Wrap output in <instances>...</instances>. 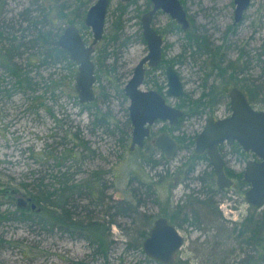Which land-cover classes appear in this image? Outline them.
Here are the masks:
<instances>
[{"label":"rangeland","instance_id":"374dc122","mask_svg":"<svg viewBox=\"0 0 264 264\" xmlns=\"http://www.w3.org/2000/svg\"><path fill=\"white\" fill-rule=\"evenodd\" d=\"M183 1L188 17L193 22L194 33L198 31L214 46L229 44L232 51L228 60L236 62L238 51L241 50L253 58L252 67L246 69L245 74L249 79H255L256 84L262 87L264 98V74L259 69L256 58L264 47V0H252L244 22L236 34H232L231 37L225 36V40L227 28L234 23L236 9L234 0ZM95 2L96 0H85L84 10L89 9ZM148 2L132 0L121 20L123 29L118 32L113 24L121 14V5L126 4L121 0H112L105 36L97 46L94 62L98 61L101 51L106 50L109 54L106 65L110 66L109 70L113 72L106 76L107 70L104 69L101 79H98L100 73H97L95 85L97 100L94 107L90 106L92 108L84 107L79 102L75 90L76 78H71L73 68L68 69L66 61L58 65L50 62L46 65L41 64L44 60L41 49L24 48L21 50L22 56L16 59L18 65L29 72L34 90H19L12 93L15 80L9 77L0 65V89L12 93L11 97L0 93V190L7 191L0 193L1 212L14 213L17 210V201L13 192L17 193V197L28 198L27 194L40 184L41 179L49 185L54 183V176L69 170V173L74 174L75 181L81 183L93 177L95 172H101L103 173L101 186L107 198L105 197L103 201L101 196L102 200L98 199L97 195L83 198L76 196L74 200L77 201L75 205L78 209L73 210L81 213L83 217L91 215L100 221L114 222L107 236L106 243L109 249L108 258H105L98 254L97 248L89 245L88 241L72 237L62 230L45 229L17 220L4 221L0 223V238L4 241L0 244V264H159L143 252L142 245L140 248L136 247L144 241L139 242L138 233L146 228L145 217L157 219L164 209L169 208L172 213L177 207L180 209L181 218L188 217L189 222L194 221L198 224L178 228L185 239V246L177 258L180 264H224L223 261H226L224 255L228 252L220 250L219 245H222L220 238L228 236L230 239L234 238L226 243L228 247L234 246L237 242L241 243L242 236L236 231L232 234L230 229L233 226L230 225L234 222L243 223L247 215L245 203L242 204L232 190L212 196L215 208L206 205L210 199L206 193L204 197L201 194L202 187L199 181L200 173L209 170L206 163L195 168L191 175L184 178L187 169L184 165L191 158V140L202 130L210 117L229 116L227 99L208 109L202 117L188 116L181 127L173 132L177 138L185 140L181 145L184 149L172 161L162 160L159 166L152 168L151 165L144 164L140 158L150 157L147 149L131 153V138L128 140L126 138V146L121 142L127 134L129 137L131 135V128L129 133L125 131L128 104L121 91L133 75L135 67L149 52L147 44L141 40L143 36L141 19L149 6ZM63 3L68 6L65 13L72 19L73 10L78 7L79 0H61L59 5ZM49 7H53L49 0H0V19L20 22V16L26 11H30L33 18H36L41 15L42 10L46 12L50 10ZM52 9V17H57L59 9L55 6ZM168 17L166 14L156 16L155 28L171 29V20ZM21 23L26 30L28 24ZM57 24L59 27L64 25L61 21ZM12 33L15 34L14 38L17 41H21L22 35H26L27 40L34 36V33L27 32ZM111 33L118 36L117 42L109 41ZM84 35L89 38V42L92 41L90 29L84 30ZM185 36L186 33L181 31L169 35L167 33L165 52L167 60L175 61L177 71L184 79L186 100H197L203 93L210 92L211 87L219 90L223 80L217 78V72L212 70V60L208 56H195V53L199 52L197 47L189 45V50L184 49L187 44ZM181 55L183 57L180 58ZM74 70L77 73V66ZM206 74L211 78L206 80ZM107 77H111V80ZM52 80L60 82V86L52 88ZM148 81H158L163 86L166 83L165 69L151 72ZM172 104L177 106L179 102L173 100ZM182 104L187 110L186 103ZM256 109L264 110L261 105H257ZM99 116H102L100 121L106 119V126L96 127L95 123ZM164 126L162 123L158 124L154 130ZM171 130L168 127V131ZM83 144H87L88 149H84ZM66 149L76 153L77 158L66 161L62 168H58L54 157L63 156ZM156 153V159L161 161V154ZM232 165L238 167L236 162ZM134 174L143 184L133 178ZM142 185H152V190L147 191ZM211 187L217 189L216 183L212 182ZM188 196L191 198H187ZM139 199L141 205L137 202ZM193 200H197V203ZM202 200L204 204L200 203ZM123 203L131 205L133 209L139 206L137 209L139 214L132 217L114 214L112 205L120 206ZM237 204L243 213L236 211ZM262 213L264 208L255 213L256 217L259 218ZM226 222L230 224L227 225ZM243 237L247 238L249 235ZM209 239L210 243L207 242ZM129 245L132 246L131 249H128ZM247 252L251 255L248 249L244 251L237 249L235 253ZM254 262L261 264L256 258Z\"/></svg>","mask_w":264,"mask_h":264},{"label":"water","instance_id":"95a60500","mask_svg":"<svg viewBox=\"0 0 264 264\" xmlns=\"http://www.w3.org/2000/svg\"><path fill=\"white\" fill-rule=\"evenodd\" d=\"M129 4L132 0H121ZM153 9L142 18L143 38L147 44L148 54L136 66L131 80L126 85L124 92L130 99V119L133 125L132 150L143 147L146 138L157 120L177 125L184 116V112L171 107L166 99L155 91L142 92L147 67H158L162 61L163 36L152 27L153 18L161 10L168 14L182 28L188 30L190 25L187 12L180 0H150ZM112 0H97L87 12L84 26L92 31V42L87 43L80 29L70 26L65 29L55 47L60 48L70 57L78 67L75 79V90L81 104L95 102L97 96L95 85L97 83L96 64L93 57L97 45L104 39L109 7ZM252 0H235L236 22H240L251 7ZM167 97L180 98L184 94L181 78L173 67H168ZM232 115L225 120L210 118L204 131L196 140L195 151L198 154L207 152L217 176V184L221 188H229L232 181L224 173V161L219 153V146L228 142H238L244 151L253 152L260 159L258 162H249L245 172V181L250 185L246 193V202L257 209L264 208V111L252 108L245 93L236 88L230 95ZM156 146L165 155L172 159L179 149L178 144L168 135L160 136ZM16 198L17 207L37 210L32 200L24 197ZM185 246V239L179 230L166 218H160L150 228L148 236L142 243L143 252L159 264H175V256Z\"/></svg>","mask_w":264,"mask_h":264},{"label":"trees","instance_id":"16d2710c","mask_svg":"<svg viewBox=\"0 0 264 264\" xmlns=\"http://www.w3.org/2000/svg\"><path fill=\"white\" fill-rule=\"evenodd\" d=\"M84 1L85 0H79L78 7L75 10H73L74 11L73 13H76L77 17L73 16L72 19H70L69 15L65 13L66 8L68 7L65 4V6L63 7V10L61 11L62 13L61 18L64 19L65 23H69V25L76 24V25L84 27L83 15L80 14V10L83 8V6H85ZM148 1L150 4V0ZM128 6H129L128 4L121 5L120 7L121 14L119 18H117L113 24V27H117L118 32L123 29L121 25V20ZM26 13H28V11ZM39 33H40L39 35L45 36L48 44L51 46L52 45L51 40L53 39L52 34L51 33L43 34L42 32H39ZM14 35L15 34L11 36L10 34L7 33L6 35V38L8 41L7 44L6 45L1 44L2 47L0 48V65L4 68L5 73L9 77L15 80L12 93L19 91V90L31 91V90H34V88L31 82V78L29 77V72L26 71L25 69L23 70V67L18 65L16 61V59L21 57L23 53L19 51L20 46L15 47V44L13 43V41L10 40L14 37ZM185 37H186L185 38L186 41L191 46L193 47L196 46L199 49V51H202V52L204 51V55L206 54L209 55L208 58L212 60L211 68L212 70L217 72V78H221V77L223 78L228 73V71L232 72L231 79L227 80L223 78L224 83L222 85V88L225 90V92H228L232 86L239 87L248 93L250 102L252 104H254L255 106L261 105L264 108V98L262 95L263 91L261 90L262 87L256 84V81L249 82L250 79L245 77V70L248 69L250 65L246 66V64L243 63V65L245 66L243 67V69H239L236 66L235 67L231 66L230 67L231 70L228 69V67L225 68L222 66V62L219 59L222 46L211 45L209 41L206 39V37H202L201 34H199V36H191L190 33H186ZM117 38H118L117 35H114L111 33L109 37V41L117 42ZM141 40L145 43L143 36H141ZM45 57L46 58L43 63L45 65L49 64V61L51 60V58H54L56 62L66 61L68 63L66 67L68 69L73 68L71 69V78L73 79L75 78L76 70H74V68L76 67V65L74 64V62L70 60V57L67 53L63 52L59 48H51L48 54L45 55ZM108 58H109V54L107 53V51L106 50L101 51V55L98 57V61L96 62L97 67H98L97 73H100V76L98 77V79H101L103 75V74L101 75V73L104 72V69L107 70L106 76H108L109 74H112L113 72L109 70L110 66L106 65ZM241 58H243V55L241 56ZM257 60H258V67H262V73H264V57H261L260 55H258ZM237 68L239 70H236ZM112 70H114V68ZM240 76L242 77L240 78ZM107 78L108 80H111V77H107ZM118 81L120 82V80ZM51 82L53 85L52 88L54 87L58 88L60 86V82H58L57 80L56 81L52 80ZM218 91L219 90H217V88L214 89V87H211L210 92L204 95V102L202 101V99L199 101H194L192 104V107H190L188 111V113H190L189 115H194L197 111L198 113H200L199 110L201 108H204L205 110V106L213 107L216 104V102H218V100L215 97ZM0 93L7 94V97L12 96V93H10L9 90L2 91L0 89ZM121 94H122V91H121ZM90 106L94 107V104L88 105V106L84 105V107L92 108ZM96 111L99 113L98 109ZM102 116L105 117V115H102ZM102 116L98 117L95 123L96 127L107 125V121L105 118H103L100 121V118ZM121 142L124 143L125 145L126 141L125 139H122ZM83 147L84 149H88L87 144H83ZM147 151L150 154L149 158L140 157L142 158V161L144 162V164H149V166L151 165L152 168L159 166L160 163L154 159L155 155L157 154L156 153L157 151L151 146L147 148ZM76 156L77 154L74 153L72 150L66 149V152L63 154V156L61 157L56 156L54 157V160L56 161V166L58 168H62L65 165L66 161H69L70 159L75 160L77 158ZM194 164L193 162L191 163L188 161V163L184 165V167L187 168L184 174L185 176L184 178H187L190 174L194 172V169H195ZM69 172H70L69 170H66V173H61L59 174V176H54V180H53L54 183L49 184V185L44 183V179H41L40 184L27 194V197L32 200V203L36 204L37 206L36 211H32L30 207H28L27 209H22V208L17 207V210L14 213H2L0 210V223L4 221H8V220H17V221H22L25 223L41 226L45 229L50 228L52 230L54 229L62 230L68 233L72 237H78V238L88 241L89 245H93L95 248H97L96 251L98 254L104 256L105 258H108L109 247L106 241L108 240L107 236L111 232L112 225H114L113 220L100 221L92 217L91 215H87L83 217L81 213H77L76 211L73 210V209H76V210L78 209L77 206L75 205L77 201L74 200L76 196L83 198L84 196L85 197L86 196L96 197L97 195L98 199L102 198L104 201L106 195L104 193L103 187L101 186V183L103 181V173L95 172L93 177L80 183V182H76L74 179V174L69 173ZM136 177L137 175L134 174L133 178L138 180V178ZM140 183L143 184V182L141 181ZM142 186L145 187L147 191L152 190V185H142ZM1 192H7V191L0 190V193ZM135 197H136V192H135ZM137 202L140 204L141 200L139 199V201ZM195 203H197V201H195ZM123 204H125L126 206ZM123 204L120 206L116 204L112 205V209L115 210L114 214L118 216H125V217L126 216L132 217V215L136 216L137 214H139L137 213L138 212L137 209L139 208V206H136L133 209L131 205L127 206V203H123ZM206 205L209 207H212V206L215 207V203L212 204L209 202V203H206ZM1 206H2V203H0V207ZM145 218H146L145 222H147V224L145 225L146 228L142 231H139L138 233L139 242L141 240H144L148 236L150 228L153 226L155 221L159 218L168 219L169 222L173 224L174 226H176L177 228H183L185 225H191L192 227L198 225L197 222H194V221L189 222L188 217L181 218V212L178 207L176 208V211L172 213L169 210V208L164 209L160 213L157 219L155 217H145ZM257 230L258 228L256 227V233L255 235L252 236V239L258 241L259 240L258 238H260V233H258ZM2 242L4 241L3 239L0 238V244ZM141 245L142 244L139 243L136 247L140 248ZM131 248L132 246L129 245L128 249H131Z\"/></svg>","mask_w":264,"mask_h":264},{"label":"flooded vegetation","instance_id":"af4514ba","mask_svg":"<svg viewBox=\"0 0 264 264\" xmlns=\"http://www.w3.org/2000/svg\"><path fill=\"white\" fill-rule=\"evenodd\" d=\"M49 1L52 3L53 7H51V8L49 7L50 10H47V12L42 10V13H41V15L39 17L33 18L32 14H30V11H28V13H26L27 12L26 11L25 13H23L20 16V18H19L20 22H18L16 20H14V21L12 20L11 22H9L5 18H2V20L0 19V48L2 47L1 44L4 45V44H7V42H8L7 41V38H6L7 33L10 34L11 36H13V33H12L13 31H15L16 33L17 32H24V33L27 32V33H31V34L34 33V36L30 40H27L26 35H22L21 36L22 37L21 38V41H19V40L17 41V39H15L14 37L12 39H10V40L13 41V43L15 44V47L16 46H20V49H19L20 52L24 48H26V49L27 48L41 49L42 50V53H43V56H44V60H45V58H46L45 55L48 54V52H49V50L51 48H58V47H55L54 46V43L58 40V38L65 31V29L68 28V27H70V26H75L78 29H80L81 33L83 34V36H84V38H85V40H86V42L88 44L92 42V41L89 42V38H86V36L84 35V30H87V28L85 26L82 27V26H79V25H76V24L75 25H69V23H65L64 19L61 18L62 17L61 11L63 10V7L65 6L64 3L61 4V5H59V3L61 2V0H49ZM53 2H55V4H53ZM180 2L182 3V5L184 6V9L186 10L185 2L183 0H180ZM95 3L93 5H95ZM2 4L4 6V2L3 1H2ZM234 4H235V0H234ZM148 5H149L148 8L145 10L147 12H145L144 14L150 12L153 9V5H152L151 2H150V4L148 2ZM54 6L59 9L57 11V17H52V14H51V11L53 10L52 8H54ZM92 6H90L89 9ZM89 9L84 10V8H82L80 10V14L83 15V25H84V19H85L86 15H87V12H88ZM159 14H166V13L162 12L161 10H159L156 13V15L154 16V18H153L152 27L158 32V34H160V35L163 36L164 44H163V48H162V53H163L162 54V61H161L160 65L158 67H154V68L147 67L145 80H144L143 85L140 87V90L142 92L155 91V92L159 93L160 95H162L166 99V103L169 106L175 107V108H178V109L182 110L184 112V116L179 120L178 124L177 125H174V126L170 125L168 122H165V121H162V120H157L152 127H149L150 134L146 138L143 147H137L136 146L132 150L133 125H132V122H131V119H130V112H129L130 99L128 98V96L124 92V89H125L126 85L128 84V82L131 80V78H132L133 75L131 76V78L129 79V81L125 84L124 88L122 89V96H123L124 100L128 104V107L126 109V112H127V121H126V125H125V131L126 132L128 131V133H129L130 132V128H131V135L129 137V134H127L124 139L126 141V138H127V140L131 138L130 152L131 153H134V152H136L138 150L147 149L148 147L151 146L157 152H159L161 154L160 155L161 161H159L158 159H156V155L157 154L154 157V159L161 164L162 160L164 162L172 161L180 153V151L184 149L181 145H182V141H184L185 138H177L176 135H174L173 132L176 131V130H178L181 127L183 121L186 118H188V116H191V117H202V115H204V113L208 109L212 108V106L211 107L210 106H205V110H204V108H201L199 110L200 113H198V111H197L194 115H189L190 113H188V111H189L190 107H192L193 102L194 101H199L201 99L204 102V95L205 94L203 93L202 96L200 97V99H197V100H192V99L186 100L187 96H186V93H185L184 79L182 78V76L180 75V73L177 71V66H175V61L174 60H171V61L167 60V55H166V52H165V43H166L167 33L169 35L170 33H173L175 31H181L183 33H190L191 36H199V34H201V33H199L198 31L196 33H194V31H192V24H193V22L190 19V17H188V14H187V20H188L189 25H190V27H189L188 30H185L184 31V29L182 28V26H180L176 21H174L172 19V17H170L168 14H166V15H168L169 16L168 18L171 20V25H170L171 29L170 28L165 29V30L156 29L157 27L155 28L154 21L156 19V16H158ZM73 16L74 17L75 16L77 17L76 13H73ZM244 19H245V15H244L243 19L240 22H236V9H235L234 23H233L232 26H230V27L227 28L226 33L224 35V40H225V36L226 37L227 36L228 37H231L232 34H236V32L238 31L237 29L244 22ZM60 21L64 25H66L65 28H64V25L62 27H59V25L57 24V22H60ZM21 22H24L25 24H28V28L26 30H24L25 27H23V24ZM141 24H142V19H141ZM39 32H42L43 34H50V33L52 34L53 39L51 40V44H52L51 46L48 44L45 36L39 35L40 34ZM202 37H204V36H202ZM92 39H93V37H92ZM189 45L190 44L187 42V44L184 47V49L186 51L189 50L190 47H193L191 45L189 47ZM96 49H97V47H96ZM231 51L232 50H231V47H230L229 44H225L224 46H222V50H221L219 59L221 60L223 67H225V68L228 67V69H230L231 66L232 67H235L236 66L239 69H243V67H245L243 65V63H245L246 66H249L250 65L248 68L252 67L253 58H251V56L246 51H244V50H241L240 52L238 51V57H237L238 59L236 60V62H233L231 60H228L230 58V52ZM191 55L193 56V54H191ZM198 55L204 56V51L203 52L202 51H199L198 53H195V56H198ZM242 55H243V58H241ZM258 55H260L261 57H264V47H263V49L260 50V53ZM258 55H257L256 58H258ZM185 56H186V54H185ZM206 56H209V55L206 54ZM179 57L181 58V57H183V55H181ZM44 60H42L41 64L44 63ZM93 60H94V57H93ZM49 62H50V64L53 63V64H57L58 65L60 63H63L64 61L56 62L54 58H51V60ZM43 65H45V64H43ZM168 67H173L177 71V73L179 74V76L181 78V81H182V84H183V87H184V89H183L184 90V94L180 98L167 97V91H168V86L167 85H168V81H167L166 72H167ZM238 68L236 70H239ZM159 69H165L166 83L163 86H161L158 83V81H152V82H149L148 81L149 75L151 74V72L156 71V70H159ZM259 69L262 72V67H259ZM97 70L98 69H97V64H96V77H97ZM133 74H134V71H133ZM231 74H232V72L231 71H228V73L223 78L229 80V79H231ZM76 75H77V73H76ZM205 77H206V80H207V79H209L210 76L208 74H206ZM241 77L242 76H240V78ZM245 77H247L246 74H245ZM223 78L221 77L220 79L223 80ZM252 81L254 82L255 79L254 80H251L250 79L249 82H252ZM223 83L224 82H222V85H223ZM147 85H150V87L148 88ZM222 85L219 88L218 93L215 95V97L218 100V102H216V104L213 107H216L222 101H225V99H227L229 101V112H230V114H229V116L224 117V118H219V117H216V116L210 117V118L215 119V121L225 120V119H228V118L231 117L232 110H231V106H230V103H231L230 95H231L232 90H234L236 88H239V87L233 86V87H231L229 89V92H225V90L222 88ZM145 86L147 88H144ZM203 87H204V84H203ZM94 89H95V87H94ZM239 89H241V88H239ZM241 90L247 96L248 101L251 104L252 108L256 109V106L250 102V98H249L248 93L245 90H243V89H241ZM96 100H97V98H96ZM96 100H95V102H96ZM173 100L179 102V104L177 106H174L172 104V101ZM180 101L186 103L185 105L188 108L187 110L184 109L185 107L182 104V102L180 103ZM95 102H93L91 104H84V105H87V106L88 105H92ZM258 111H264V110H258ZM0 117H1V111H0ZM209 119H207V121L205 122V126H206V123L208 122ZM161 123L164 124L165 126L163 128H161V129L158 128L157 130H154L155 127L158 124H161ZM205 126H203L202 130L198 134H196L194 136V139H192L191 142H190V146H191L190 149L192 151H191V158L189 159V162H191V163L193 162V164L195 163L194 164L195 165L194 168H197V167L199 168L201 166H204V163H206L207 167L209 168L208 171H202L200 173L199 181H200L201 187H202L201 194L204 197V193H206L207 196L210 199V203H212V202H214L213 199H212L213 198L212 196L217 195V193H223V194H225V193L233 190V192H235L237 194L238 198L242 201V204L245 203V205L247 206V215H249V216L246 215L244 217V220H243V223L242 224H238V222H234V223H232L230 225V226H233L232 229H230V230H232V234H233L234 231H236V233L239 236H242L241 243L237 242L234 246L231 245L232 247H228V245L226 246V243H228L232 239L234 240V238L230 239V238H228L229 236L228 237H224V238H220V242H222V245H219L220 246V250L221 251H227L228 252V254H225L224 255V259L228 262L227 264H256L254 262L255 261V258L257 260H259L261 264H264V226H262V225H264V213H262V216H260L259 218H257L256 217V214H255L259 210H263V208L262 209H257V208H254L252 206H249L247 204V202H246V199H245L246 198V193L250 189V185L245 181V172H246L247 165H248L249 162H258V161H260V159L256 156L255 153L244 151V149L242 148V146L238 142H234L233 144H228V142H225L224 144L220 145L219 148H218V150H219V153H220V155H221V157H222V159L224 161V173L227 176V178H229V180L232 181V185L229 188H221V187H219L218 184H217V176H216V173L214 171V168H213V166L211 164V160H210L207 152L202 153V154H198L195 151V148H196V140H197L198 136L204 131ZM168 127L170 129H172V130L171 131H168ZM162 135H168V136H170L178 144L179 151H178L177 155L174 158H172V159L168 158L165 155V153L162 152L161 150H159L157 148V146H156L157 139L160 136H162ZM126 142H125V146H126ZM234 162H236L238 164V167L237 168H235L232 165ZM194 171H195V169H194ZM162 180L163 179H160V181H162ZM212 182L213 183H216L217 189L216 188L213 189V187H211ZM241 184H243V185H241ZM204 186H206L205 189H204ZM135 192H137V190ZM187 198H191V197L188 196ZM195 201H197V200H193L194 203H195ZM200 203L201 204H204V200L200 201ZM237 203L239 204V202H237ZM238 204L236 205V208H237L236 211H238L239 213H243V211H241V208H240V206ZM210 208H215V207L212 206ZM216 210L218 211V207L216 208ZM225 224L228 225L230 223L226 222ZM261 226H262V228H261ZM237 227H239L240 229L237 228ZM256 227L258 228V230H257L258 233H260V238H258L259 239L258 241L252 239V236L255 235V233H256ZM246 234H248L249 237H247V238L243 237ZM210 240L211 239H209L207 242L210 243ZM223 247H224V249H222ZM214 249L216 250L215 247H214ZM237 249H239V250H242L243 249V251L246 250V249H248L249 251H251L250 252L251 255L255 256V258H253V256H251L250 254L248 255L249 252L243 253V254H237V253H235L237 251ZM180 252H178L176 254V256H175V264H180V261L177 260ZM240 256H242V257H240ZM226 261H223L224 264H226L225 263Z\"/></svg>","mask_w":264,"mask_h":264}]
</instances>
